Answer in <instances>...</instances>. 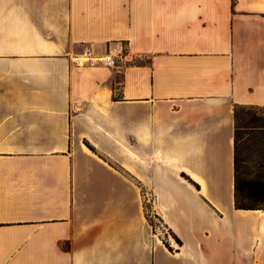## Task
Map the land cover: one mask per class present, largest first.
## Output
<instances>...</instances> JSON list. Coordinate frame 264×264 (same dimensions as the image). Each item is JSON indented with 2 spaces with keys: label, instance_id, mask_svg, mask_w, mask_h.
<instances>
[{
  "label": "crops",
  "instance_id": "0c3cea01",
  "mask_svg": "<svg viewBox=\"0 0 264 264\" xmlns=\"http://www.w3.org/2000/svg\"><path fill=\"white\" fill-rule=\"evenodd\" d=\"M235 105L264 107V0H0V264H264Z\"/></svg>",
  "mask_w": 264,
  "mask_h": 264
},
{
  "label": "trees",
  "instance_id": "16d2710c",
  "mask_svg": "<svg viewBox=\"0 0 264 264\" xmlns=\"http://www.w3.org/2000/svg\"><path fill=\"white\" fill-rule=\"evenodd\" d=\"M233 116L234 206L264 209V107L235 105Z\"/></svg>",
  "mask_w": 264,
  "mask_h": 264
},
{
  "label": "built area",
  "instance_id": "2783aa9c",
  "mask_svg": "<svg viewBox=\"0 0 264 264\" xmlns=\"http://www.w3.org/2000/svg\"><path fill=\"white\" fill-rule=\"evenodd\" d=\"M124 58H125L124 54L121 53V54L117 55L116 57L106 56V57H103V58H97V59H99L97 61H102L106 66L115 67V66L118 65L117 63L119 61H124ZM144 196H145L144 197L145 198V203L151 204L152 203L151 196L148 195V194H145ZM157 220L159 221L158 225L157 224L153 225L152 223L149 222V227L151 228V231H152L151 233H153L152 235L154 237L156 235L162 236V237L165 236L166 239L169 240V235L167 233V229L163 226V224L161 223V221L159 219H157Z\"/></svg>",
  "mask_w": 264,
  "mask_h": 264
},
{
  "label": "rangeland",
  "instance_id": "374dc122",
  "mask_svg": "<svg viewBox=\"0 0 264 264\" xmlns=\"http://www.w3.org/2000/svg\"><path fill=\"white\" fill-rule=\"evenodd\" d=\"M147 214L149 215L150 223H152L153 225L155 224L158 225L159 221L157 220L156 217L153 216V214H151L150 209L148 210Z\"/></svg>",
  "mask_w": 264,
  "mask_h": 264
},
{
  "label": "bare ground",
  "instance_id": "6f19581e",
  "mask_svg": "<svg viewBox=\"0 0 264 264\" xmlns=\"http://www.w3.org/2000/svg\"><path fill=\"white\" fill-rule=\"evenodd\" d=\"M95 60H99V59L96 58Z\"/></svg>",
  "mask_w": 264,
  "mask_h": 264
}]
</instances>
